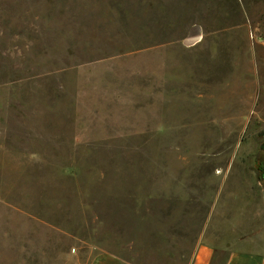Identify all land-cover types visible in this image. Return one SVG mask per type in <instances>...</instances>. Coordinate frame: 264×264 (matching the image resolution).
<instances>
[{
	"label": "rangeland",
	"instance_id": "374dc122",
	"mask_svg": "<svg viewBox=\"0 0 264 264\" xmlns=\"http://www.w3.org/2000/svg\"><path fill=\"white\" fill-rule=\"evenodd\" d=\"M43 2L0 0V264L264 256V52L237 0Z\"/></svg>",
	"mask_w": 264,
	"mask_h": 264
},
{
	"label": "crops",
	"instance_id": "0c3cea01",
	"mask_svg": "<svg viewBox=\"0 0 264 264\" xmlns=\"http://www.w3.org/2000/svg\"><path fill=\"white\" fill-rule=\"evenodd\" d=\"M6 6L8 7H16L17 10H13L12 12H17L20 14L27 13H42V7L45 5L49 6L52 4L51 2H43V0H3ZM235 1V0H231ZM237 8L239 9L241 15V19L239 25L236 27L237 29H242L247 31L246 38L247 44L250 48L249 52L256 53V48L260 49L264 52V27H261V23L258 21H254L250 16H248V11L250 13V6L254 5L253 0H237ZM216 3V2H215ZM25 20V19H22ZM34 20V19H33ZM40 20V17L37 18ZM264 23V22H263ZM229 28H233L229 27ZM198 32H195L193 35L189 36L188 42L192 43L188 47L190 51L198 52L202 48L198 45L200 41H194ZM260 51V52H261ZM194 70V76L196 77L197 72L202 76H209V78L218 77L217 67H212L211 65H203L199 66L198 63H194L191 68L190 65H185L183 67V76L184 79L187 80V77H190V70ZM232 71V66L229 67ZM186 70V71H185ZM209 72V73H208ZM213 73V74H212ZM190 78H188L189 80ZM184 80V82H185ZM89 253L88 256H84L83 253L77 254L76 258L73 259V262L70 264H123V261L116 256L115 254L108 252H97L94 253L92 247L86 250ZM189 264H264V256L255 252L248 251H231L226 255L222 254L217 248L211 245L208 242L199 243L195 251L192 255Z\"/></svg>",
	"mask_w": 264,
	"mask_h": 264
},
{
	"label": "water",
	"instance_id": "95a60500",
	"mask_svg": "<svg viewBox=\"0 0 264 264\" xmlns=\"http://www.w3.org/2000/svg\"><path fill=\"white\" fill-rule=\"evenodd\" d=\"M260 147L264 151V143ZM263 195H264V189H263Z\"/></svg>",
	"mask_w": 264,
	"mask_h": 264
}]
</instances>
